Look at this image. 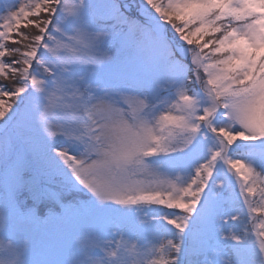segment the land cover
<instances>
[{"label":"snow or ice","instance_id":"obj_1","mask_svg":"<svg viewBox=\"0 0 264 264\" xmlns=\"http://www.w3.org/2000/svg\"><path fill=\"white\" fill-rule=\"evenodd\" d=\"M132 11L0 2V264H264V0Z\"/></svg>","mask_w":264,"mask_h":264},{"label":"rangeland","instance_id":"obj_2","mask_svg":"<svg viewBox=\"0 0 264 264\" xmlns=\"http://www.w3.org/2000/svg\"><path fill=\"white\" fill-rule=\"evenodd\" d=\"M0 2H10V0H0ZM129 4H131L132 6L135 7L136 9V5L139 3V0H129ZM121 3H127L126 0H121ZM136 14V11L134 10V15ZM257 219H264V217H257ZM253 227V225L249 224V228L251 229ZM257 232H259L261 230V227L259 224L256 225V229Z\"/></svg>","mask_w":264,"mask_h":264},{"label":"trees","instance_id":"obj_3","mask_svg":"<svg viewBox=\"0 0 264 264\" xmlns=\"http://www.w3.org/2000/svg\"><path fill=\"white\" fill-rule=\"evenodd\" d=\"M126 2H127V3H130V2H129V0H126ZM132 8H133L132 15H134V10H135V7H134V6H132ZM53 211H55V209H53Z\"/></svg>","mask_w":264,"mask_h":264}]
</instances>
